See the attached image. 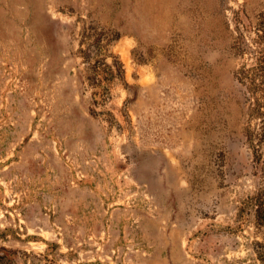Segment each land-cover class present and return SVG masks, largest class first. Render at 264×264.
<instances>
[{
    "label": "rangeland",
    "instance_id": "obj_1",
    "mask_svg": "<svg viewBox=\"0 0 264 264\" xmlns=\"http://www.w3.org/2000/svg\"><path fill=\"white\" fill-rule=\"evenodd\" d=\"M262 35L264 0H0V264H263Z\"/></svg>",
    "mask_w": 264,
    "mask_h": 264
},
{
    "label": "trees",
    "instance_id": "obj_2",
    "mask_svg": "<svg viewBox=\"0 0 264 264\" xmlns=\"http://www.w3.org/2000/svg\"><path fill=\"white\" fill-rule=\"evenodd\" d=\"M87 29L94 30L95 28L89 27ZM93 36L96 37L90 39V37H87V35H85L84 40H86V48L80 49V54L85 64L83 72H85L84 74H86L88 85L93 88H98L104 93H107V82L109 80L113 79L114 77H118L120 80H124V68L119 57L112 53L111 55H109V47L111 43L117 39V37H105L104 34L101 35L100 33H95V35ZM261 37L264 38V35H262ZM89 39L91 41H87ZM107 56H111L113 60L111 62H107ZM81 74L82 73H80V75ZM259 74L261 77L262 85L260 88L262 93V101L260 102V100L257 99L256 107H253L252 110L256 111V117L261 118V116L264 117V55L260 60ZM244 97L249 104L251 97L249 95L247 97ZM248 136L251 142L255 141V138H262L264 136V128L256 133L252 131V133H250ZM255 157L256 156L254 155V158ZM248 206L253 209L256 224L264 229V192H257L256 194L252 195L249 198ZM5 253H8L7 249H0V262L5 257ZM259 259L264 264V248L259 253Z\"/></svg>",
    "mask_w": 264,
    "mask_h": 264
}]
</instances>
